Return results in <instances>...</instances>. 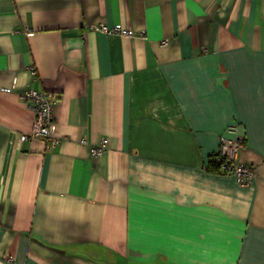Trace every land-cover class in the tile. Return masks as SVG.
<instances>
[{
  "label": "crops",
  "instance_id": "1",
  "mask_svg": "<svg viewBox=\"0 0 264 264\" xmlns=\"http://www.w3.org/2000/svg\"><path fill=\"white\" fill-rule=\"evenodd\" d=\"M0 264H264V0H0Z\"/></svg>",
  "mask_w": 264,
  "mask_h": 264
},
{
  "label": "built area",
  "instance_id": "2",
  "mask_svg": "<svg viewBox=\"0 0 264 264\" xmlns=\"http://www.w3.org/2000/svg\"><path fill=\"white\" fill-rule=\"evenodd\" d=\"M99 32L105 34H121L124 36H134L132 30L124 29L121 25L109 27L103 24L96 28ZM23 99L34 114L32 136L44 137L47 148L53 149L60 143V139L55 136L56 110L59 105V97L52 92H41L35 89L23 93ZM228 132L233 137L223 136L220 146V158L224 160L221 171L222 174L234 176L242 186H248L253 181L256 170L252 164L246 163L241 159V153L244 149V139L238 134L239 126L237 124L230 126ZM29 138L23 134L21 140ZM109 139H104L100 145L93 147V156H100L107 151Z\"/></svg>",
  "mask_w": 264,
  "mask_h": 264
},
{
  "label": "trees",
  "instance_id": "3",
  "mask_svg": "<svg viewBox=\"0 0 264 264\" xmlns=\"http://www.w3.org/2000/svg\"><path fill=\"white\" fill-rule=\"evenodd\" d=\"M223 163L224 160L216 156L215 158L211 159L209 162V171L216 174H222L221 168Z\"/></svg>",
  "mask_w": 264,
  "mask_h": 264
}]
</instances>
